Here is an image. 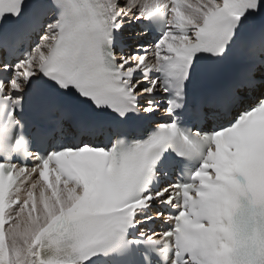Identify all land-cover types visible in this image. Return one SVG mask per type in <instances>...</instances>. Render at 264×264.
<instances>
[{
	"label": "snow or ice",
	"instance_id": "1",
	"mask_svg": "<svg viewBox=\"0 0 264 264\" xmlns=\"http://www.w3.org/2000/svg\"><path fill=\"white\" fill-rule=\"evenodd\" d=\"M0 264H264V0H0Z\"/></svg>",
	"mask_w": 264,
	"mask_h": 264
}]
</instances>
